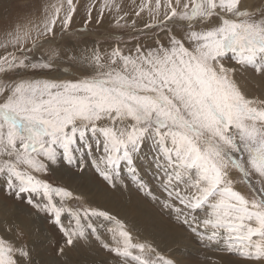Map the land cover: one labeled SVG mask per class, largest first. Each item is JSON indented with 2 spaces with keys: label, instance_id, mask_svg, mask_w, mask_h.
<instances>
[{
  "label": "snow or ice",
  "instance_id": "6c2138e0",
  "mask_svg": "<svg viewBox=\"0 0 264 264\" xmlns=\"http://www.w3.org/2000/svg\"><path fill=\"white\" fill-rule=\"evenodd\" d=\"M9 4L0 264H71L93 244L105 264H264V0ZM89 171L156 213L102 208L73 188ZM38 218L61 236L55 259L27 243ZM192 242L203 258L185 257Z\"/></svg>",
  "mask_w": 264,
  "mask_h": 264
},
{
  "label": "bare ground",
  "instance_id": "6f19581e",
  "mask_svg": "<svg viewBox=\"0 0 264 264\" xmlns=\"http://www.w3.org/2000/svg\"><path fill=\"white\" fill-rule=\"evenodd\" d=\"M84 3V0H81ZM12 9L9 4V0H3L0 3V15L8 16L12 14ZM83 13H80V18L74 19V28H79L82 22ZM93 21H95V12L93 13ZM110 25L107 21L100 26L97 31L100 35H106L110 31ZM59 173L52 179L54 183H59L58 179ZM3 184L0 183V189H2ZM73 188L78 192H84L89 195L99 206L102 208L111 209L114 213L120 212L121 214H128V216L133 220L146 221L148 218L152 217L153 214L149 211H142L139 206V201L129 193H113L108 192L103 183L91 172L89 171L88 176L83 180H78L73 183ZM101 190H104L102 194ZM243 191V187L241 186ZM8 206L9 210H12V202L7 201L4 197H0V207L4 205ZM75 206V205H73ZM67 223V220L65 221ZM37 225V230L27 238V243L33 250L37 257V260H52L56 258V249L54 244H62L61 236L54 227H52L45 219L38 218L35 221ZM179 229V228H178ZM180 230V229H179ZM100 231L105 233V229L101 226ZM106 235V233H105ZM188 243V241H185ZM58 246V244H57ZM185 257L190 259L191 256H196L200 254L198 259L203 258V251L200 250L197 245L192 242L189 248L183 249ZM96 254H100L105 260H109V257L102 250L98 249L96 245H87L78 251H74L69 255V261L71 264H97L94 262ZM192 264H195L193 262Z\"/></svg>",
  "mask_w": 264,
  "mask_h": 264
},
{
  "label": "rangeland",
  "instance_id": "374dc122",
  "mask_svg": "<svg viewBox=\"0 0 264 264\" xmlns=\"http://www.w3.org/2000/svg\"><path fill=\"white\" fill-rule=\"evenodd\" d=\"M12 9V8H11ZM12 14L10 15H15V11L14 9H12ZM54 178V176H49L47 177V179L51 180ZM54 183V181H52ZM5 192H6V188L5 186L3 185L2 189H0V197H5ZM133 196L139 201V206L141 208L142 211H149L151 212L153 215L156 213L157 209H155L147 200H143V199H140L138 197H136L134 194ZM7 201H10L8 199H6ZM11 202V201H10ZM177 231H180L178 228H177ZM59 245V243H57ZM57 244L55 243L54 244V247L57 248ZM198 256H200V254H196V256H191L190 260L193 258V257H196L198 259ZM108 260H105L104 258H102V256L100 254H96L95 256V260L94 262L97 263V264H105V262H107ZM195 262L194 260L192 261V263Z\"/></svg>",
  "mask_w": 264,
  "mask_h": 264
}]
</instances>
